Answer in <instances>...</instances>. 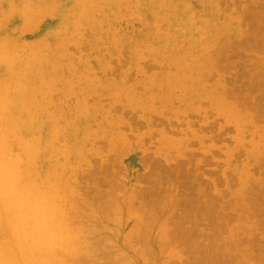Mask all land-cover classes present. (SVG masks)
Masks as SVG:
<instances>
[{"label": "rangeland", "instance_id": "obj_1", "mask_svg": "<svg viewBox=\"0 0 264 264\" xmlns=\"http://www.w3.org/2000/svg\"><path fill=\"white\" fill-rule=\"evenodd\" d=\"M0 186V264H264V0H0Z\"/></svg>", "mask_w": 264, "mask_h": 264}, {"label": "bare ground", "instance_id": "obj_2", "mask_svg": "<svg viewBox=\"0 0 264 264\" xmlns=\"http://www.w3.org/2000/svg\"><path fill=\"white\" fill-rule=\"evenodd\" d=\"M0 187H1V186H0ZM22 192H23V191H22ZM27 193H28V192H27ZM4 195H5V194H4ZM4 195H3V196H4ZM3 196H2V197H3ZM34 202H35V201H34ZM35 204H36V202H35ZM37 206H38V205H37ZM34 207H35V205H34ZM42 209H43V207H42ZM25 211H27V210H25ZM45 211H46V210H45ZM45 211H44V212H45ZM32 212H33V210H32ZM16 213H17V212H16ZM54 213H55V212H54ZM40 214H41V213H40ZM45 214H47V212H46ZM34 215H35V214H34ZM38 215H39V214H38ZM47 215H48V214H47ZM50 215H52V214L50 213ZM50 215H49V216H50ZM24 216H25V215H24ZM24 216H23V217H24ZM40 216H41V215H40ZM53 217H54V216H53ZM56 217H57V216H56ZM34 218H35V217H34ZM42 218H44V217H42ZM42 218H41V219H42ZM46 218H47V217H46ZM49 219H50V217H49ZM53 219H54V218H53ZM31 221H32V220H31ZM19 222H20V221H19ZM19 222H18V223H19ZM32 222H33V221H32ZM34 222H35V221H34ZM52 226H53V225H52ZM13 227H14V225H13ZM23 227H24V226H23ZM15 228H16V227H15ZM18 228H19V229H18L19 231H22V230H23V228L21 227L20 224L18 225ZM23 231H25V230H23ZM33 233H34V232H33ZM48 233H49V232H48ZM48 233H47V234H48ZM41 235H42V234H41ZM47 236H48V235H47ZM63 238H64V237H63ZM43 239H44V238H43ZM43 239H42V240H43ZM35 241H36V240H35ZM34 243H35V242H34ZM59 244H60V243H59ZM44 245H45V244H44ZM65 247H66V246H65ZM65 247H64V248H65ZM34 248H35V247H34ZM74 249H75V248H74ZM0 262H1V261H0Z\"/></svg>", "mask_w": 264, "mask_h": 264}]
</instances>
